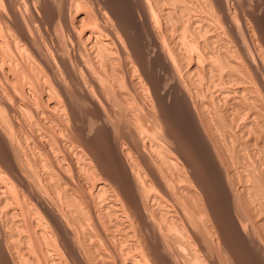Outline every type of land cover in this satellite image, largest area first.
Wrapping results in <instances>:
<instances>
[{
    "label": "bare ground",
    "instance_id": "bare-ground-1",
    "mask_svg": "<svg viewBox=\"0 0 264 264\" xmlns=\"http://www.w3.org/2000/svg\"><path fill=\"white\" fill-rule=\"evenodd\" d=\"M3 1H5L4 3L6 6L5 5L4 6L6 8H2L3 6H0V223L3 222V218L5 216H9L13 219L12 221L16 225V228L13 225L14 230L16 229L18 231V232L13 231L14 234L15 233L17 234V235L15 234V236H18L16 237L17 240H15V244L16 245L21 244V246L18 245L21 249L15 246L16 250L15 249L13 250L12 247L11 249L13 251H16L15 253H17V251L19 250L18 251L19 254H17L18 256L14 255L11 249H5L6 246L5 248L1 247V244L5 242V240L3 241L0 238L3 241L2 242L0 240V264H22L21 258L24 255H22L21 253H23V251H24L23 254L35 253L33 254L34 256L37 254L36 255L37 261L35 260L36 261L35 264H92L89 257H92L95 253L90 256V254L93 252L88 254L89 252L87 251V254L89 256L88 257L85 254L86 252L85 253L83 252L85 250L83 249L82 251V249L80 248L82 246L81 243L87 239H90V241L88 240L87 243L89 244V242H91L90 246L92 247H90L89 245L87 246H89L91 249H95L98 252H101L99 249L102 246H104L103 243L104 244L109 243L110 247L113 246L111 249L113 248L115 249L118 257H121L123 259L124 258L128 259L126 260V262H123L122 264H177V263L185 264L183 260L187 261L188 264H222V260H223L221 259L222 256L223 257L225 256L224 261L228 259L226 258L227 255L224 253L227 254L229 253L227 249H225L226 248L225 245L229 240H227L224 237L225 234H220L223 238L222 240H224V242H222V240L219 238L220 241L223 243L221 244L220 241L219 242L217 241L216 239L217 236L215 237V235L213 234L214 232L212 230L213 228L214 229L217 228V224H215L213 220L217 222L219 219V217L218 219L217 218L215 219L213 217L216 214L213 212L212 209L214 210L216 209L212 208L211 206L210 208L209 207L206 208L205 205V211L203 210V214L207 216H204L202 214V211L200 213L199 212L200 209H198L197 212L199 213H197L196 212L198 208L197 205L199 204L196 202L200 203V200L203 201L205 200L203 194L201 195V193L199 194V197L198 194L195 195L196 193H194V195H191L193 194L192 185L194 183L196 184V182L198 181L197 184L199 186L196 184L198 189V187L202 185L201 184L202 182L199 181L200 179L199 180L197 179L194 183L191 184L190 179L196 178L199 172L204 171L207 167L204 169L205 165L202 163V160L198 161V159H196L198 155L197 153L196 156H194L196 158L193 162H188V163L185 162V164H182L183 162L179 163L177 160L174 159V157L171 156L172 149L174 148L171 147L172 149L169 150L168 148L170 147L165 148L164 146V143L166 141L165 139L169 138L172 140L173 138L174 140L173 137L174 133H172L171 131L172 127L170 121L168 117L165 116L166 111H164L165 108L167 107V103H166L167 95L165 91L166 88L165 86L164 88H162L163 86L160 88L161 86L160 82L162 81H160L159 84H155L157 82L155 78L152 79L151 81V76L149 71H152V68H155V66H160L161 68H163V70L166 71V74L172 78V80L170 79L172 82L167 83V87H170L168 85L171 84L172 88L178 90L179 93L183 96L182 101L183 104L186 103V106L183 107L184 106L183 105L181 108L183 109L182 110L183 112H185L184 110L186 109V112L190 114L191 119L189 118L190 116H188V118L192 121L190 122V126L191 123L193 124L194 122V124L196 125L194 127H196V129H198L200 132L205 133V135H207V131L211 132L212 131L211 129L215 126L216 132L218 131L217 128H219V130L221 129V132L218 133V136L220 133L224 132L222 133V135H226L224 136L225 138L227 137L228 139L229 138L231 139V137H233L234 139L235 138L237 139V135L242 136V133L238 134L239 133L238 130L237 133L235 129L236 127L238 128V126H240L241 123L239 121L241 120V118L245 119L242 120L245 121L244 126L247 128V131L248 130L250 131L249 136L253 135L252 138L251 136L249 137L252 140L247 139V141L250 140L251 142H253L254 145L252 144L253 146L252 149L255 147V151L252 154L250 153V150L249 152L247 150L250 148L249 145L247 146V143L245 145L247 146L246 148L245 146H243L246 149V152L243 154L248 158V161L246 160H245L246 162L242 161L241 159L243 158L239 157L240 155L242 156L243 154L241 153L239 155L238 153H240V151L241 152L245 151V150H241L243 149L242 146H241L242 148L239 147V150L236 149L237 152L235 151L234 149L235 146L239 145V143H237L239 141V138L237 140L235 139L237 141L235 142L236 145L235 144H234L235 146L230 144L229 145L234 149L232 150L234 151L235 154L233 152L232 153L237 156L235 157L236 158L235 160L237 164L239 163V168L238 166L237 167L235 166L237 169L233 167L236 170L233 169L234 173L233 172L231 173L232 167L230 168L228 165V167L231 170L225 168L227 165L224 167V164L225 162L227 163V159H229V157L227 158L226 155L224 154L225 151L223 152V150L225 149L220 150L223 147H221L220 143H218L219 137H217L218 139H215L214 137V142L210 141L213 142L211 143L213 150H211V152L209 150V152L211 153L210 159H212V161L210 160V164L213 163V166L212 165L210 166H212L213 167L212 169H214L212 170V172L215 171L216 175H219L222 178V180L226 179L228 182L227 188L224 187L225 185L223 184H222L223 186L222 188L224 189L227 195L226 196L227 198L226 197L225 198L228 199V201L231 200L232 198L231 203H229L230 205H228L230 206L228 207L229 208L228 213H230V216L233 218L232 221L236 222L235 226L237 224L236 227H238V229L239 227L241 228L244 227L247 232L249 244H250V240L251 242L253 241V243L255 244L256 240L254 236H251L252 233L247 230L248 229L247 225H245L247 218H245V222H244V219L241 217V215L243 216L246 212L244 213L243 211H241V207L239 208V206H237V204H239L238 201L241 200L240 199L241 194L244 195L243 192L245 193L251 190L252 188H254V191L253 189L252 191L255 192L256 186L264 187V29H262L263 26L262 28L260 26L261 23L264 22L261 21L263 19L261 18L262 15L260 16L261 20L260 18L255 17L256 16L255 13L257 14V12L254 9L256 8L253 9L250 6V4H253L252 2H254V0H133V1L130 0L132 3L131 5H129L128 3L129 8L128 7L124 8V6H122L123 7L122 9H120L119 5L116 7L112 6L114 3L111 4L110 2H108V0H65L64 7L62 8L63 10L61 11L60 10L58 11V9L56 11L57 8L56 5L53 3L55 5L54 7V5L51 3L53 0H36V2L38 1L39 3L38 5L39 8H37V4L36 5L33 4V0H3ZM257 1L259 2L262 1L261 2L262 6H264L263 5L264 0H257ZM27 3L32 4V8L30 7L32 9L30 16L32 15L34 17L36 16V19L34 17H32L33 19H31V17L27 15L28 14L27 12L30 11V9H28L29 6ZM261 3H259V5ZM24 5L28 6L27 8H25L27 9L25 10L27 14L23 10L24 9L23 7H25ZM253 6L256 7L255 5ZM77 7L82 8V10L80 9L81 11L79 12L76 11L77 15L75 13L76 15L75 20H69L71 18L68 19L67 16L71 14L73 9ZM117 9L121 11V14H118ZM115 10L117 11V13L115 12ZM259 10L260 11L258 14H264V8H260ZM158 11L160 12V14H158L159 13ZM43 14L47 15V17L48 15H52L55 18V25L58 26L57 29L61 27L60 29L62 28L63 30L66 29L68 32L70 43H66L65 41H62L61 39L62 37L59 38L61 35L60 36L57 35L58 38H56V40L59 41L60 44H58V47L61 49V51H59L60 49H58V47L57 49L55 48V50L59 52L58 55H55L56 57L58 56L57 58L58 60L55 57H54L55 59L52 58L51 60L50 58L51 56L49 57V55L52 53L53 50L50 49L49 51H47L48 49L46 50L45 48L44 49L45 51L51 53L48 54L45 51L44 52L41 51L43 54L45 53L47 54L44 56L43 54H40L38 49L39 42L37 43L38 40L37 36L40 34V32L38 34L37 33L38 31L36 32L35 27L39 25L34 27L33 26L34 22L32 23L31 21L35 19L34 21L36 22L38 21L39 24L46 21L47 19L44 20L45 16ZM56 14H59V16H57ZM158 16L159 18L162 19L163 26H161L162 24L159 26ZM132 21H137L140 24L144 25L143 28L145 27L146 33L144 32L142 33H144L143 35L147 34L148 37L147 40L149 42L148 46L150 45V48L152 47L151 49L153 50V52L147 50V49L150 50V48L147 46V43L146 44L144 43L145 44L144 45L142 44L143 42L141 43L140 41L137 40L135 42L134 41L135 39L133 40L130 37L127 28L131 26ZM56 26L54 27L55 29ZM38 28L39 27H37V30H39ZM136 29L134 26L135 31H137ZM139 35L142 34L140 33ZM80 42H82L81 47H84L88 53L89 62H87L84 59L82 54L77 53L81 49H79L78 51L76 50L77 52L72 51L73 53H70L68 51L69 45L73 46L77 44V46L79 47L78 43ZM53 46L51 47L54 49ZM43 47L46 46L43 45ZM73 47L70 49L72 50ZM39 48L41 50V47ZM29 50L31 51L29 52ZM16 53H19V55L18 54L16 55ZM52 54L54 56V52ZM41 55H43L44 57ZM47 56L49 60L47 59ZM53 59L56 60V62L53 61ZM132 59L133 60L135 59L136 61L134 62L132 61ZM146 59L148 60V62L146 61ZM57 61H59L58 62L59 64L57 63ZM42 62L46 63L47 67L49 68L48 69L49 71H46L47 73L44 71L45 75L43 74L44 72L42 73V75H44L43 77H41L42 75L40 74V71L36 69L37 67L34 66V64L38 65V63L40 65ZM87 63H89V65ZM133 63L135 64L134 66L132 65ZM46 64H44V66H46ZM5 66L7 67L9 66L10 70H13L12 69L13 67L17 68L18 66H21L22 70L20 74L15 71L16 69L13 71L14 74H12V72H9L12 74V76L9 77L8 76L9 73L6 74L7 69L9 68H6ZM121 66L122 68L124 67L123 70L121 69ZM44 69L45 68H43V70ZM138 69L143 70V72L138 71L140 72V75H142L139 77L141 78L144 75V77H146V79L150 80V83H152L151 86L149 85V90L152 93V96H150L151 93L148 92L149 90L148 91L145 90L144 84L142 85V80H140L139 78L136 79L134 77L136 75L135 71ZM56 71L60 72L59 75L62 76L61 78L63 79V81L61 78H59L61 80L59 79L57 80L56 78L58 77L55 78L54 76L52 77V75H51L52 78L51 79L49 78L48 74L54 73L55 75ZM134 72L135 75L132 76ZM25 80L27 81L28 84L27 90L24 89L26 86L22 88V85L25 83L24 82ZM64 82H66V84ZM146 82L148 81L146 80ZM19 83L22 84L21 87ZM150 83L148 82V84ZM156 85L157 87L158 85L160 86L157 88ZM68 86H72L73 90L76 88L81 89V91L83 92V94L80 92V94L83 95V97L81 98V102H86L89 105L88 109L91 107L90 109L91 111L86 110V112L88 111V114H86V116L88 115V118L86 117L87 118L86 121L89 120L88 125L86 122H84V125L86 123V126L81 125L83 122H80L81 124H78L79 121L77 122L78 118L77 116H75V110L72 109L73 102H75L74 100L75 97L72 98L71 93H69L70 94L69 96L67 92ZM129 86L132 87V89L133 87L134 89L135 87L136 88L139 87L141 92H142V87L144 86L143 88L145 91L143 92L150 94L149 96L152 97L153 105L151 104L152 106L149 107L150 105L149 103H148L149 105L147 103L146 105L144 101H141V99H139L141 102H143V104H141L140 101L137 99L139 98L140 95L139 96L136 95L137 98L134 95V92L136 94L137 90L135 89L136 91L134 90L133 92L131 91L132 89L129 90ZM17 90H19L20 93L22 92V94L24 93L23 95H26L25 91L29 93L32 92L36 93L35 95H38L39 92L42 91L45 93L46 96H48L47 97L48 104L46 103L47 111H44L42 113L43 118L45 117V119H50L52 120L53 123V119L55 120L56 116L61 115L59 117L60 118L62 117L61 120L56 118L58 119V121L59 120L61 121L62 126L57 127V125L59 126L60 121L59 123L56 122L57 128L54 127L56 128L54 129V131L52 125H54L55 123L53 124L51 123L52 125L50 124V127L48 125L47 126L43 125V122L45 123L46 121H43L41 123V125L44 126L46 130L48 129L47 131L48 133L50 132L51 129L53 133H55L53 135L51 134V132L50 134H48L46 131H44V133L48 134V135L46 134L47 136L57 135L58 137L61 136V133L58 131L62 132V140L61 138L58 137L59 138L58 141L60 140L59 143L56 142L57 138L54 140L55 137L54 138L52 137L51 139L49 136L46 139L47 143L51 142V144L53 145V146L50 145L51 146L50 150L52 151L51 154L54 152L53 158L54 159L56 158L55 160H58L59 163L61 162V164L67 163L66 161L75 164L73 162H75L76 160L73 161V158L71 157V156L73 157L75 156L78 162L80 161L77 167L78 169L80 168L79 172L86 173V177L85 176L84 177L85 180L87 181L89 180L88 184L90 183V180H92L91 189L93 188L94 192L96 193V196L98 195V197H100L99 198L100 200L98 199V197H95L101 203L100 205L95 201L94 198V201L99 205V207H97V204H95L94 202L96 207L99 209L101 206V208L98 211L99 215L98 216L93 215V216H95V218L100 216L101 218L103 217V219L104 216L106 218L105 214H107L108 216L110 215L109 218L112 217V215L114 216V218L112 217L111 220L113 219L115 220L113 222H111L110 220L111 223L108 222L109 219L108 220L104 219V221L103 219H101L103 222L98 221L99 220L98 219L97 220L98 226H96L95 229L96 231L92 230L94 232H89L92 228L89 227L90 230L89 231L86 230V226L83 225V222L85 221L88 222V220L85 219H88L97 210L91 207V203H93L91 202L92 200L88 201L90 205H88V203H87V207L85 205L86 208L84 207V209L82 210V216L80 218L81 223H79L83 225V230L82 229L81 230L83 233H85V234L82 233L83 235L81 234L83 237L85 235L84 240L82 242H79L81 246L78 243H76L77 242L76 239L78 237L76 238L74 234L75 231L73 233L72 230L73 227L75 226L74 228H76L77 225L74 224L73 227L71 228L72 225L67 216V213H65L64 210L62 209L66 205H64L62 208L58 205V203L59 204L61 203V199H63L61 197L63 196L60 197L57 194V193L59 194L63 193L65 197L68 195L67 198H69L70 195L73 194V190H74L73 188L78 184L72 181L73 180L72 176H74L76 172L74 171L75 172L74 174H71L70 171L69 173L67 172L69 175L70 174L72 175V176L70 175L72 178H69L70 176L67 178L64 177L66 175L68 176V174H64V172H63L64 176L61 177L60 175L61 173L59 174L55 170L57 172L56 175V172L55 173L51 172L53 171V169L51 168H50L51 171H48L49 169H47V172L44 171L45 175L44 177H42L43 179L41 177H38L40 175L37 174L40 173L37 172V174H35L36 173L35 171H37L36 169L37 167L35 168L32 165L33 162L30 161L32 163L31 164L27 160H28V156H30L29 154H32V151L36 152L38 150L37 149L34 150L30 148L31 153L28 154L27 152H25L24 151L25 148L28 149V147L30 146L29 143L31 139L28 140L29 139L28 138L25 141V143H28L27 141H29L28 143L29 146L27 144L26 147L23 146L22 142L24 140H21L23 137V132L19 130L20 128L19 129L17 128L18 130H14V128L16 127L13 126L14 122H12V119L16 118V117L14 118L15 115L13 114H12L13 116L10 115L13 118L10 119L11 122L9 121V117H10L8 115L9 111L11 114V111H14L17 108H20L22 110L21 108V106H23L22 104H19L17 106L15 105L17 101L16 96L18 95ZM70 91H72L71 87H70ZM15 92L17 95H15ZM76 92H78L77 94H79L78 89H76ZM22 94L19 96L22 97L23 96ZM77 94L75 95L77 96ZM39 96L41 95H38V98ZM12 97L13 98L16 97L15 104L14 101L12 104L11 101ZM24 97L25 96H23V98ZM29 97L26 101L30 104V102L28 101ZM177 98L178 97L176 95V99ZM45 100H42V102ZM135 100H138L140 104L138 102L137 104H135ZM37 101L39 102L40 100L38 99ZM77 102H79V100H77ZM81 102H79L78 104H80ZM23 104L27 105L26 102ZM29 104L28 107L30 109ZM222 104L224 105L222 106ZM46 105L42 106V108L43 107L46 108ZM80 106H83V104L82 105L80 104ZM24 107L27 108V106ZM35 107L36 106H34V108ZM59 108L61 109V112L58 114L56 110H59ZM83 109L86 108L84 107ZM19 111L17 110V112ZM26 111L28 112V110ZM35 111L38 112L36 108L34 109V112ZM25 112L23 110L22 113ZM56 113L58 115H56ZM42 115H39V113L35 114V116L33 115L34 118H37L38 116V119L37 120L35 119L37 123L38 121H41L39 120V116L42 118ZM122 115L123 118L125 117V120L122 119ZM230 115L232 117H230ZM26 117L28 118L29 115L25 116V118ZM25 118L24 119L20 118V119L25 120L26 122ZM189 119L188 121H190ZM31 120L32 119H30L29 122ZM17 123H15L17 127L18 126L20 127V124H23L22 122L19 123V125ZM24 127H26V125ZM34 128L37 129V127ZM26 129L27 127L23 129V131L25 130L26 132ZM28 129L27 131L31 130ZM129 130L131 132L130 134L128 132ZM36 131L38 133L41 132L38 130ZM92 131L94 134L92 133ZM118 131L120 137L119 139L114 136V134L116 132L118 133ZM42 132L41 134L38 135H42ZM56 132L60 134L58 133L56 134ZM213 132L215 133V131ZM63 133L65 135H63ZM99 133H102V137H105L104 139L109 138L110 140L111 137L113 139L116 138V140L113 141L112 147L111 145L109 146L110 144L109 141H106L109 143L107 144L110 149L109 152L111 153V150H115L114 151L116 153V155L114 154L115 159L108 160V158H106L107 160L104 162L102 160H95L96 157L94 158V161L93 158L92 159L90 158V156L87 157L88 155H90L89 153L92 151L91 150L92 147L90 146L91 147L90 148L89 144L93 146V143L97 140L96 138L95 140L94 137H97ZM190 133H192L193 135V132H190L189 130V136L191 135ZM28 134L29 136L31 135V133ZM245 134L247 135L246 131ZM32 135H34V133ZM182 135L184 136V134ZM186 135H188V133ZM26 136L27 135H24V137ZM33 137H32V141H33ZM39 137L37 138L34 137V139H39ZM128 137L130 138V140L128 139V143L130 144L131 142L135 143V144H131L132 148L135 147L134 145H136L137 147H141L137 149L138 151L135 149V152L137 151V154L139 155L132 156L131 155L132 152L130 153L131 148L126 147L127 148L126 149L124 147V143L123 145L121 144L120 140L121 139L123 140V138L126 139ZM220 137H222L221 140H223V136ZM243 137L242 139L240 138V140H244ZM246 137L248 138V136ZM212 138L213 137H211L210 139ZM207 139L206 142L208 143ZM41 140L43 141V139ZM41 140L38 141L41 142ZM162 140L165 141L163 142ZM230 141L231 144L234 143V141L232 142V139L229 140V142ZM247 141L245 140V142ZM149 142L151 144V146L150 145L149 146L154 148L153 151L150 148V151L151 153L155 152L157 158H152L153 156H151L149 157L151 159H145V157L148 158V156L145 155L144 157V152L147 150L144 148L146 144ZM169 142L171 141L169 140ZM174 142H176V140H174ZM222 142H224V140ZM42 143H38L37 145H40ZM217 143L220 145L221 147L220 149ZM221 144H223V146L225 147L224 145L225 143H221ZM107 145H105L106 148ZM229 145L228 148L231 151ZM22 146L24 147V149ZM39 147H41V145ZM34 148H36V146H34ZM43 148H47V147H43ZM228 148H226L227 153H231L228 152L229 151ZM252 149L251 151H253ZM42 151L44 150L42 149ZM42 151L41 153H43ZM45 151L50 153L47 149ZM132 151L134 152L133 149ZM147 152L145 154H148ZM26 153L28 154V156L26 155ZM38 153L40 152H37V154ZM46 155L50 156V154H46ZM252 155L256 159L253 158ZM233 157H234L233 155L232 157H230L231 161ZM251 158L255 160H252ZM97 159H99V157ZM46 161L47 159L43 158V161L41 160L40 162H42L44 166L48 165L51 167V165L45 163ZM48 161L53 162L50 160ZM36 162H35L36 164H41L38 163L39 160ZM233 162L235 163L234 160ZM104 163H107L106 165L110 164L112 165V167L114 165L115 168H116L115 165H117L118 167L117 169H113L114 170L113 173H108L109 171L106 172L107 170H105L106 166L104 165ZM229 163L230 162L228 160L227 164ZM241 164L244 165V166L242 165L244 169H242ZM67 165L70 166V164L68 163ZM164 165L166 166L164 167ZM169 165H170L169 171L171 170L172 173L175 171V173L178 174L177 177L175 176L176 174L175 175L171 174L172 178L175 176L177 181L179 178L180 181L178 184L179 187L176 186L178 188L177 191L175 188L173 190L172 187L176 185L178 182L176 184L174 183V185L171 187L173 182H171L169 179L166 178L171 173V172L169 173L167 169L168 168L167 166ZM32 166L34 168H32ZM40 166H38V168ZM69 166L63 165L64 168L66 167L69 168ZM163 167L164 169L167 167L166 172L168 171L169 174L167 175L166 173L164 174L163 172L164 169H162ZM42 168L43 170L45 169L44 167ZM60 168H62V166ZM60 168L58 167L59 170L58 169L57 170L60 171ZM109 168L111 167L109 166ZM67 170H65V173ZM98 170L101 171L100 175L103 176L96 178L98 174L95 177L94 175H96L95 173H97ZM26 173L29 174L30 176L32 175L34 179L36 178L35 183H33V181L30 180L32 176L30 179H28L30 176L28 175L26 176ZM209 173H211V169L209 170ZM235 174L237 176L235 177V179L238 178V184L236 182V185L241 184V187L239 186L240 189H238V187L235 188V183H234L235 179L233 177L235 176ZM55 175L56 177L57 176L61 177V179L59 180L57 178L59 181L54 180ZM171 175L169 176L170 179H172ZM211 175L210 177L212 178L213 174ZM216 177L218 178V176ZM79 178L81 179V176ZM44 180H47V183L49 182L48 184L50 185L51 190L53 189L54 192L57 191L55 194H57L58 196L55 195L54 196L57 197V199L58 197L60 198L58 199L60 200L59 202H56L53 198H51L52 197L51 194H50L51 197L50 195H48L49 191H51L49 188H48L49 189L48 192L46 191L48 189L45 188V186H44L45 189L43 188ZM69 180L70 182L72 181L75 184L73 188L72 186H70L71 183L69 182ZM77 180L79 181V179L76 178V181ZM201 180L205 182L204 179ZM182 181L184 182L186 181V183H184L183 185L180 184L183 183ZM223 182L225 183V181ZM33 184H36L35 186L38 185L37 186L38 190L32 189ZM85 184H87V182ZM82 187H84V185ZM261 188L262 187H260V189ZM81 190L83 189L81 188ZM81 190L79 185V192H80L79 194H81V198H82L83 195L81 193ZM93 190L91 191L93 192ZM238 190L241 191L240 192L241 194L239 195L240 197L239 200L237 199ZM258 190L259 189H257V191ZM77 191L78 190H76V192ZM91 191L89 193L92 195ZM252 191H250L251 196L253 195ZM44 192H46L45 197L42 196L44 195ZM260 192H262V190ZM76 194H77L76 196H79L78 193ZM88 194H87V199L89 198L90 200V195ZM250 194H248V196ZM256 194L254 196H256ZM263 194L264 193L262 192V197ZM178 195L179 196L182 195V199L184 198V201L182 200L184 204L179 200V198L181 197H179ZM184 195L186 196V198H188V196L191 197L186 199L187 201L191 199L196 203L195 205L194 202L192 201L191 207L194 208L197 207V208H195V211L193 209H191V211H194V213L196 212V214L198 215L200 214L199 216H197L198 218L200 216L202 217V215L205 218L208 217V220L210 222L207 220V223L208 222L211 223L210 226L207 223H204L203 225V222L202 223L200 222L202 224V225L200 224V227L202 226V233L198 229L199 228L198 224H197L198 230L196 229L195 227L196 223L194 222L195 219L196 221L198 220L200 221V219L195 218L196 216L195 215L193 220L195 224H192L193 222L191 219L193 218H191L192 216L190 215H194V214L186 213V211L189 212V210L187 209L190 208L185 209L186 207L184 206L187 205L188 207V205L191 202L188 203L189 202L188 201L186 204L185 197H183ZM258 195L260 196L261 193L260 194L258 193ZM30 196H34L35 198L34 201H36L37 204L34 207H38V208H32L31 205L33 203L31 204V202H29L30 198H28ZM46 196L49 198H46ZM248 196L247 197L245 196V198H248ZM253 197H250L249 200H251V198L253 199ZM71 198L68 199V201L69 200L71 201L72 200ZM81 198L80 199L75 198L71 201V203H74V205L76 203L81 204V202L83 201ZM173 198L175 200L177 199L176 202L180 201L179 204L175 202L176 206L178 205V207H184L185 209L184 211L186 215L183 213L184 212L183 210H178L180 208L176 209L177 208L176 207L174 210H172L173 208L172 209L169 208L173 206L169 208L166 207L167 204H165L164 201L167 200L169 202L170 201L174 202V200H172ZM255 198L257 199V197ZM242 200L244 201L245 199ZM243 201L240 202L241 205L247 206L248 203L243 204L242 203ZM245 201L247 202L248 200ZM252 201L253 200L249 202V205L252 203ZM259 202L263 203V200L261 201L259 200ZM69 203L70 202H68V204ZM71 203L69 205H71ZM203 203L201 202L200 204ZM262 203H260L262 206L261 209L264 206L262 205ZM180 204L183 205L181 206ZM256 204L254 201V205L251 206L257 207L255 206ZM70 208L71 207H69V209ZM75 208H77V206L76 207L74 206V210H72L73 208H71L70 210L76 211ZM199 208L202 207L200 206ZM246 208L247 207L245 208L243 207L242 210L245 211ZM202 209H204V207ZM247 209H249V207ZM251 209L252 208H250V210ZM256 209H258V211L254 213H252L253 211L248 212V215H250L249 213H251L250 217H252V214L255 215V213L257 215V212L259 213L260 210V205ZM180 212H182V214ZM240 212L244 214L240 215ZM77 213L78 212L76 213L73 212L74 215H76ZM43 214L47 216V220H45L44 217L42 218V216H44ZM158 214L160 216L161 214H163L162 216H165L164 221L163 219H160L161 222L157 221L156 216H158ZM246 214L245 217L247 216ZM87 215L90 216L87 218L86 217ZM188 215H189L188 218H191L190 220L192 223L188 218H186V216ZM254 215L253 217H257ZM260 215L261 216L258 217L257 219L254 218L252 220V218H250L251 219L250 222L257 221L254 222L253 225L256 224L260 227L263 226L264 229V210L263 212H261ZM160 216L157 217L158 220ZM222 216L220 218H222ZM9 217L7 218L9 219ZM72 218L77 220L79 219L78 216H76V218L75 216ZM95 218L94 220L96 221L97 218L96 219ZM8 219L6 223L9 226L10 220ZM202 219L204 221L203 217L201 218V221ZM226 219L225 221H227ZM75 221L74 223L76 224L79 222V220L76 222ZM105 221L108 222V225L106 224ZM221 223L218 225L221 226L220 229L221 231H223L224 225H221ZM206 224L207 226L205 227ZM3 225L4 224H2V226ZM248 226H250V224ZM8 228L10 229V226ZM8 228L6 229L9 230ZM244 228L241 232L242 234H244L243 236L245 237L246 234L244 232ZM259 228H258L259 231L258 233H260L261 231V228L260 229ZM217 229L218 231H220L219 228ZM9 231H7L5 235L7 238H10L11 243H14V241H12L11 239L14 238V236L10 233L8 234ZM214 231L217 232L216 229ZM248 232H250L251 235ZM262 233L264 234V232H261L260 234ZM261 237L259 239L262 240ZM19 240L21 241V243L19 242L16 243V241ZM115 241L120 243V247L119 244L116 245V247H119L118 249L115 247V244H117L114 243ZM263 242L264 241L262 242L258 241L257 248L260 246L262 247V245L264 244ZM11 243L8 245L9 247L13 245ZM2 246H4V243L2 244ZM255 247L256 246H254V248ZM90 248L89 251L91 250ZM262 251L263 250L261 249V252ZM98 252L96 253L97 256L99 254ZM101 253L103 254V256L101 254H99V256L100 255L102 256L103 259V260L101 259L102 262L104 264L107 263L111 264L110 260H108L109 259L107 256L108 253L104 251H102ZM97 256L94 259H96ZM262 257L264 258V254L262 255ZM98 259L96 263L98 262ZM24 261L27 260L24 259ZM29 261L25 262V264L26 263L28 264L30 262L32 264L33 260L30 262ZM114 263L116 264V262Z\"/></svg>",
    "mask_w": 264,
    "mask_h": 264
},
{
    "label": "rangeland",
    "instance_id": "rangeland-1",
    "mask_svg": "<svg viewBox=\"0 0 264 264\" xmlns=\"http://www.w3.org/2000/svg\"><path fill=\"white\" fill-rule=\"evenodd\" d=\"M64 1H65V0H62V1H61V0H58V1L55 0V2H54V0H53L51 3H52V4L54 3V4L56 5V7H57V8H56V11H57V9H58V11H59V10L61 11V10H63L62 8L64 7V3H65ZM132 1H133V0H132ZM2 2H3V5H2ZM4 2H5V1L0 0V6H3L2 8H6V7H5L6 5H5ZM108 2H110L111 4L114 3L115 5L113 4L112 6H115V7L119 5V6H120V9L123 8L122 6H124V8H127V7L129 8L128 3H129V5H131V3H132L130 0H129V1H128V0H108ZM261 2H262V1L259 2V1H257V0H254V2H252L253 4H250V6H251L253 9L256 8V9H254V10H256V12H257V14L255 13V15H256L255 17H256V18H260V16L262 15L261 18L264 19V14H258L259 11H260L259 9H260V8H264V6H262V3H261ZM254 3H255V4H254ZM259 3H261L260 5H261L262 7L259 5ZM27 4H28V6H29L28 9H30V11L28 10L29 12H27L28 14H27L26 11H25V10H27V9H25V8H27L28 6H25V5H24L25 7H23V8H24L23 10L25 11V13H26L27 15L30 16V13H31V11H32V9H31V8H32V4H30V3H27ZM33 4H35V5L37 4V8H39V6H38L39 3H38V1L36 2V0H35V3H34V0H33ZM54 4H53V5H54ZM111 4H110V5H111ZM4 5H5V6H4ZM55 5H54V7H55ZM58 5H59V6H58ZM253 5H255L256 7H254ZM263 5H264V2H263ZM30 7H31V8H30ZM77 9H78V10H77ZM80 9L82 10V8H80V7H79V8L77 7V8H75V9H73V11L71 12V14H69V15L67 16L68 19L71 18V19H69V20H75L76 15H77V12H76V11L79 12V11H81ZM5 10H6V9H5ZM117 10H118V14H121V11H120L119 9H117ZM115 12L117 13L116 10H115ZM158 12H159V11H158ZM56 13H57V12H56ZM75 13H76V15H75ZM158 14H160V12H159ZM43 15L45 16V17H44V20H45V19H47V20L44 21V22H42V23H40V24H39L38 21H37L38 23H37L36 21H34V20L36 19V16H35V17H34L33 15L30 16L31 19H33L32 17L35 18L33 21H31V19H30V21H31L32 23L34 22V25H33V26L35 27V26L39 25V26H37V27H39V28H38L39 30H37V27H35V28H36V32L38 31V32H37L38 34H39V32H40L39 35L36 33V34L39 36V37L37 36V39H38V40H37V43L39 42V43H38L39 46H38V45H37V46H38V49H39L40 54H43L42 52L45 51V50H44L45 48H46V50L48 49L47 51H49L50 49L53 50L52 53L54 52V56H53V54H52L51 52H49V53H48L47 51H45V52H47L48 54H50V53L52 54V55H51V54L49 55V57L51 56V57H50L51 60H52V58H54V57L57 59L58 56L56 57L55 55H58L59 52H57V51L55 50V48L57 49L58 44H60V43H59L58 40H56V38H58V36L61 35L59 38L62 37V38H61L62 41H65L66 43H70V41H69V37H68V32H67L66 29H64V30H63V28L60 29L61 27L59 28L61 31H60L59 29H57L58 26L55 25V18H54L52 15H48V17H47V15H45V14H43ZM56 15L59 16V14H56ZM71 15H72V16H71ZM257 15H259V16H257ZM57 16H56V17H57ZM70 16H71V17H70ZM46 17H47V18H46ZM130 17H131V16H130ZM261 18H260V20H261ZM53 19H54V20H53ZM263 19L261 20L262 22H264ZM48 20H49V21H48ZM158 20H159V22H158V23H159V26H160L161 24H162L161 26H163V21H162L161 18H159V16H158ZM248 20H250V19H248ZM47 21H48V22H47ZM261 21H260V22H261ZM161 22H162V23H161ZM48 23H49V24H48ZM249 23H250V22H249ZM43 24H44V26H43ZM55 26H56V29H57V30L54 28ZM132 26H133V27H132ZM134 26H135V29L137 28V29H136L137 31L134 30ZM138 26H139V27H138ZM141 26H142V27H141ZM143 26H144L143 24H140V23L137 22V21H132V22H131V26H130L131 28H130V27L127 28V29H128L127 31H129L128 33H129L130 37H131L133 40L135 39V40H134L135 42H136V40H137V41H140L141 43L143 42L142 44H144V43L146 44V43H147V46H148V44H149V42H148V40H147L148 37H147V34H145L146 37H145V35H143L144 33H146V29H145V27L143 28ZM260 26H261V28H262V26H263L262 29H264V23H261ZM40 28H41V29H40ZM132 28H133V29H132ZM141 28H142V29H141ZM53 29H54V30H53ZM131 29H132V30H131ZM144 29H145V30H144ZM45 30H46V31H45ZM130 30H131V31H130ZM138 30H139V31L142 30V31L139 32ZM55 31H56L57 34L55 33ZM63 31H64V33H63ZM66 32H67V33H66ZM135 32H136L137 34H136ZM142 32H144V33H142ZM59 33H60V34H59ZM140 33H141L142 35H139ZM162 34H163V33H162ZM42 35H43V36H42ZM57 35H58V36H57ZM134 35H135V36H134ZM137 35H138V36H137ZM141 36H142V37H141ZM52 37H54V38H52ZM67 37H68V38H67ZM139 37H141V38H139ZM66 38H67V39H66ZM137 38H139L140 40L137 39ZM123 39H124V38H123ZM141 39H142V40H141ZM41 40H42V41H41ZM53 42H54V43H53ZM56 42H57V43H56ZM52 43H53V44H52ZM78 44H79V47H80V48L77 46V44H76V45H73L75 48H74L73 46H71V45L68 44L69 46H71V47L68 46V51H69L70 53H73L72 51H76V50L78 51L79 49H81V50H79V51H82V52H79V51H78V52L76 51V52L82 54L83 57H84V59H85L87 62H89V61H88V60H89V57H88V53H87L86 49H85L84 47H81V46H82V42H80V43H78ZM145 44H144V45H145ZM41 45H42V46H41ZM43 45L46 46V47H43ZM53 45H54V46H53ZM55 45H56V46H55ZM51 46H53L54 49H53ZM39 47H41V50H40ZM49 47H50V48H49ZM72 47H73V49L71 50L70 48H72ZM148 47L150 48V45H149ZM76 48H78V49H76ZM151 48H152V47H151ZM151 48H150V50H149V49H147V50L150 51V52H151V51L153 52V50H152ZM58 49H60V48L58 47ZM84 49H85V50H84ZM54 50H55L56 52H55ZM70 50H71V51H70ZM30 51H31V50H29V52H30ZM41 51H42V52H41ZM59 51H61V49H60ZM85 51H86V52H85ZM56 53H57V54H56ZM77 53H76V54H77ZM17 54L19 55V53H16V55H17ZM152 54H153V53H152ZM43 55L45 56V55H47V54L45 53V54H43ZM43 55H41V56H43ZM44 56H43V57H44ZM16 57H18V56H16ZM55 58H54V59H55ZM45 59H46V57H45ZM47 59L49 60L48 56H47ZM54 59H53V61L56 62V60H54ZM57 60H58V59H57ZM132 61L135 62L136 60H135V59H134V60L132 59ZM146 61L148 62L147 59H146ZM58 62H59V61H57V63H58ZM42 63H44V62H42ZM42 63H41L40 65H39V63H38V65H37V64H34V66L37 67V68H36V67H35V68L38 69V71H40V74H41V75H42V73H43L44 71H45V72H46V71H49V70H48L49 68L47 67V64L44 63V64H46V66H44V64H42ZM57 63H55V64H57ZM50 64H51V63H50ZM58 64H59V63H58ZM87 64L89 65V63H87ZM132 65L134 66L135 64L133 63ZM5 67H6V68H9V66H8V67L5 66ZM19 67H20V68H19ZM38 67H39L41 70H40ZM17 68H18V71H17ZM17 68L13 67V68H12L13 70H10V68L7 69V73H6V74H8L9 72H12V74H14L13 71H14L15 69H16L15 71L18 72V73L20 74L22 68H21V66H18ZM43 68H45V69L43 70ZM123 68H124V67H123ZM123 68H122V66H121V69H122V70H123ZM157 68H158V69H157ZM19 70H20V71H19ZM154 70H155V71H154ZM159 70H160V72H159ZM124 71H125V70H124ZM134 71H135V70H134ZM138 71L143 72L142 69H140V70L138 69V70L135 71V72H136V75H135V72H134V74H133L132 76L135 75L134 77H135L136 79L139 78L140 80H142V85L144 84V86H145V90L148 91V90H149V85L151 86L152 83H150V80L146 79V77H144V75H143V77H141V78H143V79H141L139 76H142V75H140V72H138ZM157 71H158V73H157ZM163 71H164L163 68H161L160 66H155V68H152V71H149V72H150V76H151V81H152V79H154V78H155L156 81H157L155 84H159V82L162 81V82H160V83H161V84H160L161 86L158 85V87L160 86V88H161V87L163 86L162 88H164V86H165V88H166L165 91H166V95H167V97H166L167 107H166L165 110H164V111H166V113H165V112H164V113H165V116L168 117V119H169V121H170V124H171V127H172V130H171V131H172V133H174V134H173V137H174V140H176V142H174L173 138H172V140L168 138V139H165L166 141H165V140H162V141H163V142L165 141V143H164L165 148L170 147V148H168L169 150H171L172 148H174V149L176 150V151H175L174 149H172L171 156L174 157V159L177 160L179 163H182V162H183L182 164H185V162H186V163H188V162H193V161L195 160V158H196V157H194V156H196V153H197L198 155H197V158H196V159H198V161L202 160V163L205 165V166H204V169L207 167L205 170L203 169L204 171L199 172V174L196 176V178H194V179L191 178V179H190V180H191V181H190L191 184L194 183L197 179H198V180L200 179L199 181L202 182V183H201L202 185L200 186L201 188L198 187V189H197V186H196V184H197L198 181L196 182V184L194 183L195 185H194V184L192 185V186H193V194H191V195H194V193H196L195 195L198 194V197H199V194L201 193V195L203 194V197H204V200H205V201L200 200V203H201V202H202V203L204 202L205 204H204V203H203V204H200L199 202H196V203L199 204V205H197L198 208L195 207V208H197L196 212L198 211V209H200L199 212L201 213V211H202V214H203V210L205 211V205H206V208H207V207L210 208V206H211L212 208H215V209H216V210H214V209L211 208V209L213 210V212L217 215V216L215 215V216H213V217H214L215 219H216V218L218 219V217H219V219H220V220L218 219L217 222H216L215 220H213V222H215V224H217V228L220 229L221 226H219L218 224H220L221 221H222L221 225H224V226H223V229H224L223 231H221V229H220V231H218V229L215 228L219 234H218L216 231H214V230H215L214 228L212 229L213 232H214L213 234L215 235V237L217 236L216 239H217L218 242L220 241V239H221V240L223 239L222 236H221L220 234H225L224 237H225L227 240H229L228 242L226 241L227 244L225 243V244H226V245H225V247H226L225 249H227V251H228L229 253H228V254H227V253H224V254H226L227 256L229 255L228 257L226 256V258H228L229 260L226 259V260L224 261V257H225V256H224V257L222 256V258H221V259H223V260H222V264H231V263H232V264H241V263H242V264H264V258L262 257V255L264 254V244H263L264 242L262 243V244H263L262 247L260 246V247L257 248V242H258V241H261V242L264 241V234H263V233L260 234L261 232H264V231H263L264 229H263V226L260 227V226H258V225H256V224L253 225V223H254V222H257V221H253V222L251 221V222H250V220H251L250 218H252V220H253L254 218L257 219L258 217L261 216L260 214H261V212H263V210H264V209H263L264 206H263V208L261 209L262 206H261L260 203H262V202H259V200H260V201L263 200L262 205H264V194H263V197H262V192L264 193V191H263L264 187H263V186H256L257 188L255 187L256 191H257V189H259L257 192H258L259 194L261 193L260 196L258 195V193H257L256 191L253 192V191H254V188H252L253 191H252V189H251V190L247 191L248 193L245 192V193H247V194H245V193L243 192V194L247 197L248 194H250V191H252V194H253V195L251 196V194H250V195L248 196V198H245V196L242 195V194L240 193V192H241L240 190H238L239 193H238V191H237V199H238V200H239V198H240L239 195L241 194V198H240L241 200L238 201L239 204H237V206H239V208L241 207V211H243L244 213H245V212L247 213V214L245 213V214L247 215L246 217H245V214L242 213V212H240V215H241V214H244L243 216L241 215V217L244 219V222H245V218H247V219H246V224H245V225H247V228H248L247 230L250 231V232L252 233V235H251L250 232H248V233H249L251 236H254V238H255V240H256V242L254 241L255 244L253 243V241L251 242V240H250V244H249V240H248V236H247L246 229L243 227V228H244V232H245V234H246V236L244 237V236H243L244 234H242V232H241V231L243 230V228L239 227V229H238V227H236L237 224H236V226H235V223H236V222H235V221H234V222L232 221L233 218L230 216V213H228V210H229L228 207H230V206H228V205H230L229 203H231L232 198H231V200L228 201V199H226V198H227V197H226V196H227V195H226V192H225L224 189L222 188V187H223L222 184L225 185L224 187L227 188V186H228V182H227L226 179L222 180V178H221L219 175H216V174H215V171L212 172V170H214V169H212V168H213V167H212V166H213V163L210 164V160L212 161V159H210V158H211V157H210V156H211V153H210V152H211V150H213V147H212V144H211V143L214 142V137H215V139H218L217 137H219L220 142H219V139H218V143H220L221 147H223V148H221L220 145L217 143V144H218V147H219V149L221 148L220 150L225 149V150H223V152L225 151L226 153H227V149H226V148H228V145L230 144V145L235 146V145H236L235 142H237L236 140H237L238 138H239V141H238L237 143H239V145H236L235 148H234L236 152H237V150H239V147H241V146H242V147L245 146L246 143H247V146L249 145V147L252 149V147H253V146H252L253 142H251L250 140H252L251 138L253 137V135H252V136L250 135L251 138H249V137H250V136H249V134H250L249 132H250V131H249V130L247 131V128L244 126V122H245V121H243V120H245V119L241 118V120L239 121V122L241 123L240 126H238V128L236 127V129H235L236 132H237V130H238V132H239V133L237 132L238 134H241V133H242V136H241V135H240V136L237 135V139L235 138L236 140H235L233 137H231L232 142L234 141L233 144H231V141L229 142V140H231L230 138H229V139H228L227 137L225 138L224 136H226V135H222V133H224V132L220 133L221 135L219 134V136H218V133L221 132V129L219 130V128H217L218 131L216 132V127H215V126L211 129L212 131L210 130L211 132L207 131V135H209V136L205 135V133L200 132L198 129H196V127H194V126H196V125L194 124V122H193V124L191 123V126H190V122H192V121L190 120V119H191V116H190L189 113L186 112V109H185V108H184V109H185L184 111H185L186 113L183 112V111H182L183 109L181 108L183 105H184L183 107L186 106V103L183 104V101H182V97H183V96L179 93L178 90L172 88L171 84L168 85V86H170V87H167V83L172 82V81H171L172 78L166 74V71H164V72H163ZM45 72L43 73L44 75H45ZM18 73H15V74H18ZM46 73H47V72H46ZM57 73H58V74H57ZM132 73H133V72H132ZM163 73H164V75H163ZM12 74L9 73L8 76L11 77ZM59 74H60V72H59V71H58V72L56 71V72H55V75H54V73H53V74L50 73V74H48V75H49V78H50V79L54 76L55 78L58 77V78H56V79L58 80L59 78L62 77V76L59 75ZM137 74H138V75H137ZM142 74H144V73H142ZM44 75H42L41 77H43ZM51 75H52V77H51ZM59 76H60V77H59ZM134 77H133V78H134ZM157 77H158V79H157ZM55 78H54V79H55ZM164 78H165V79H164ZM61 79H62V78H61ZM61 79H59V80H61ZM166 79H167V80H166ZM170 79H171V80H170ZM146 80H147L150 84H148V82H146ZM158 80H159V81H158ZM169 80H170V81H169ZM20 81H21V80H20ZM62 81H63V79H62ZM21 82H22V81H21ZM24 82H25V83H24ZM24 82H23V83H24L23 85H22L21 83H19V84H20V87H21V85H22V88L26 86L24 89L27 90V89H28V87H27V85H28V84H27V81L25 80ZM144 82H145V83H144ZM64 83L66 84V82H64ZM164 84H165V85H164ZM189 84H190V83H189ZM190 85H191V84H190ZM144 86H143V87H144ZM146 86H147V87H146ZM70 87H71V90H72L73 92L70 91ZM143 87H142V92L145 91ZM156 87H157V85H156ZM158 87H157V88H158ZM190 87H191V86H190ZM137 88H138V89H137ZM137 88L135 87V89H136L137 91H139V92H137V91L134 89V87H133V89H132V87L129 86V90L132 89L131 91H133V92H134V90L136 91V94H135V92H134V95H135L136 98H137V96H139V95H140V96H141V95H144V96H141V97L139 96V98H137L138 100L141 99V101H144L145 104H146V103H147V104L149 103L150 105H149V104H148V105H149V107H151V106L153 105V104H152L153 102H152V97H150V96H152V93L150 92V90H149L148 92H150L151 95H150L149 93H145V92H143V94H142V92L140 91L139 87H137ZM146 88H147V89H146ZM76 89H78L79 94H77L78 92H76ZM76 89L73 90L72 86H68V89H67L68 94L71 93L72 98H73V97L76 98V99L74 98L75 102H73V108H72V109L75 110V116H77V118H78L77 122L79 121L78 124H81L80 122H83L81 125H84V122H86L87 125H88L89 120H87L88 122L86 121V119L88 118V115L86 116V114H88V111L91 109V107L88 109V106H89V105H88L86 102H81V98L83 97V95H82L83 92H82L81 89H79V88H76ZM169 89H170V90H169ZM173 89H174V90H173ZM17 91H18V92H17ZM17 91H16V92H17L18 95H17L16 92H15V95H17V96H16V97H17V101H16V97L13 98L15 95L12 97L11 101H12V104H13V101H14V104H15V101H16V104H15L16 106L19 105V104H22L23 106L20 105L21 108H22V110H21L20 108H17V109H15L16 111H15V110H14V111H11V114H10V111H9V112H8V115H9V116L13 114V115H15L14 118L16 117V118H15L16 121H15V119H12L13 117L10 116V117H9V121L11 122L10 119H12V122H14V124L12 123L13 126L16 127V128H14V130H18V129L20 128L19 130H21V131L23 132V137H22V139H21V140H24L23 142L21 141L22 144H23V146L26 147V144L28 145V143H29V141H27L28 143H25L26 139H28V138H29L28 140L31 139V140H30V143H29L30 146L28 145V146H29V147L27 146L28 149L25 148L24 151L27 152V153L29 154V153H31V149H34V150L37 149V150H38V151H36V152H35V151H34V152L32 151V154H29L30 156H28V154L26 153V155L28 156V160H27V161H28V162H30V161L33 162V164H32L31 162H30V163H31L35 168L37 167V168H36L37 171H35L36 169L33 170V171L36 172V173H35V172H34V173H35V174H37V172L40 173V174H37V175H40V176H38V177H41V178H42V177H44L45 172H47V169H49L48 171H51L50 168L53 169V171H51V172H53V173H55L56 171H57L59 174L61 173V174H60L61 177L64 176V175H63V172H64V174H68L69 171H70L71 174H74V173L76 172V173L74 174L75 177L72 176V175L70 174L73 178H72L69 174H68V176L66 175V176H64V177L67 178V177L70 176L69 178H72V179H73V180H72L73 182L78 183V184H77L78 187H77V185L75 186V184H74L72 181L70 182V180H69V182L71 183L70 186H72V188L75 186V187H77L78 189L74 187V188H73V189H74V190H73V194L70 195L69 198H67L68 195L65 197V195H63V193H62V194L57 193V194H58L60 197L63 196V197H61V198H63V199H61V203H62V202H64V203H62V204H61V203H60V204L58 203V205H59L61 208H62L64 205H66V206L68 205L69 207L73 208L72 210H74V206H75V207L77 206V208H75L76 211H72V210H70L71 208L69 209L68 206H67V207L64 206L62 209L64 210L65 213H67V216H68V218H69V220H70V222H71V225H72L71 228L73 227L74 224L77 225L76 228H74V227H75V226H74L72 230H73V233H74V231H75L74 234H75L76 238L78 237V238L76 239L77 242H76V240H75V242L78 243V244L80 245L79 242H82V241L84 240V238H85V235H84V237L82 236L83 234H85V233L82 232V230H83V225L86 226V230H88V231L90 230V228H92L89 232H94V231H96V230H95V229H96V226H98V225H97V224H98V221L101 222V221H102L101 219H103V217L101 218L100 216H99V217H96L97 219L95 218V216H98V215H99L98 211H99V209L101 208V206H100L99 209L97 208V207H99V205L101 204V203L99 202V200H100L99 198H100V197H98V195L96 196V193L94 192L93 188L91 189V187H92V183H91L92 180H90V183L88 184L89 180H88V181L85 180L86 173H84V172H83V173H82V172L80 173V172H79V169H80V168L78 169L77 167H78V163H80V161L78 162V160L75 158V156H74V157L71 156V157L73 158V161L76 160L75 162L72 161V162L75 163V164H72V163H69V161H66L68 164H70V166H69V165H67V163H65V164H61V162L59 163L58 160H55L56 158H55V159L53 158V157H54V155H53L54 152L51 154L52 151L50 150V149H51V146H50V145H52V144H51V142L47 143V142H46V141H47L46 139H47V137L50 136L51 139H52V137H53V138L55 137L54 140L57 138L56 142H58V143H59V141H60V140L58 141L59 138H61V140H62V132H61V131H58V132L61 133V136H58L59 138L57 137V135H56V136H53V135L55 134V133H53L54 129H56L57 127H61V126H62V123H61V121H60V120L62 119V117L60 118L59 116H61V115H58V114L61 112V109L59 108V110H56V112L58 113V114L56 113V115H58V116H56V118L60 119L59 121H60L61 124L59 123L58 119H56V118L54 117L55 120H56V121H55V120L53 119V123H55V124H54L55 126H54V125H52V124H53V123H52V120H50V119H45V117L43 118V115H42V113H43L44 111H47V105H46V103L48 104V100H47V97H48V96H46L44 92L40 91L39 94L37 93L38 95H41V96H39V98H38V95H35L36 93H33V92H32V93H29V92L25 91V94L27 95V96H26V95H23L24 93H23V94H22V92L20 93L19 90H17ZM74 91H75V92H74ZM175 91H177V92H175ZM26 92H27V93H26ZM80 92H81L82 94H80ZM133 92H132V93H133ZM140 92H141V94H140ZM173 92H174V93H173ZM19 93H20V94H19ZM42 93H43V95H42ZM137 93H138V94H137ZM144 93H145V94H144ZM21 94H22L23 96H25V97H24L25 100H24L23 96H22V97L19 96V95H21ZM32 94H33V95H32ZM73 94H74V95H73ZM75 94H77V96H76ZM146 94H147L148 96H147ZM172 94H173V95H172ZM175 94H176L177 97H178L177 99H176V95H175ZM31 95H32V96H31ZM136 95H137V96H136ZM145 95H146V96H145ZM149 95H150V96H149ZM29 96H30V97H29ZM33 96H34V97H33ZM36 96H37V97H36ZM69 96H70V94H69ZM28 97H29V100H28V101L30 102V104L26 101V100L28 99ZM32 97H33V98H32ZM35 97H36V98H35ZM41 97H42V98H41ZM77 97H79V98H77ZM143 97H144V98H143ZM147 97H148V98H147ZM174 97H175V98H174ZM200 97H202V96H200ZM200 97H199V98H200ZM19 98H20V99H19ZM136 98H135V99H136ZM173 98H174L176 101H175ZM180 98H181V99H180ZM206 98H208V97H206ZM206 98H205V99H206ZM13 99H15V100H13ZM35 99H36V100H35ZM38 99H39L41 102H40V101L38 102V101H37ZM41 99H42V100H45V99H46V100H45L46 102H45V101L42 102ZM143 99H146V100H143ZM20 100H21V101H20ZM22 100H23V101H22ZM77 100H79V102H81L80 104H81V105L83 104V106H84L86 109H83L84 107H83V106H80V104H78L79 102H77ZM138 100H135V104H137V102L139 103L140 100H139V101H138ZM148 100H149L151 103H150ZM169 100H170V101H169ZM183 100H184V99H183ZM19 101H20V102H19ZM36 101H37V102H36ZM141 101H140V103L143 104V102H141ZM207 101H208V100H207ZM25 102L27 103V105H26V104H23V103H25ZM70 102H71V101H70ZM172 102H173V103H172ZM38 103H39V104H38ZM41 103H42L43 105H42ZM44 103H45V104H44ZM140 103H139V104H140ZM166 103H165V104H166ZM28 104L30 105V109H29V107H28ZM31 104H32V105H31ZM147 104H146V105H147ZM151 104H152V105H151ZM33 105L36 106L35 108H36V110H37L38 112H36V111H35L36 113L34 112V109H35V108H34ZM44 105H46V108H45V107L42 108V106H44ZM223 105H224V104H222V106H223ZM24 106H27V108L24 107ZM39 106H40V107H39ZM32 107H33V108H32ZM78 107H79V108H78ZM44 108H45V109H44ZM75 108H76V109H75ZM81 108H82V109H81ZM25 109L28 110V112H27ZM31 109H32V110H31ZM78 109H79V110H78ZM17 110H18V111L20 110V111H19L20 113L17 112ZM23 110H24V112L26 111L27 113H26V112H25V113H22ZM74 110H73V112H74ZM83 110H84V111H83ZM86 110H88V111L86 112ZM32 111H33L35 114L39 113V115H42V118H43V119L39 116V120H41V121H38V123H37V121H35V119L37 120V119H38V116H37V118H34L35 114H34ZM90 111H91V110H90ZM84 112H85V113H84ZM232 112H233V111H232ZM14 113H15V114H14ZM17 113H19V114H17ZM30 113H31V115H30ZM48 113H49V112H48ZM50 113H51V112H50ZM16 114H17V115H16ZM23 114H24V115H23ZM25 114H26V115H25ZM27 114L29 115V117H28L29 119H28L27 117L25 118V116H28ZM32 114H33L34 116H33ZM187 114H188V115H187ZM13 115H12V116H13ZM51 115H52V114H51ZM186 115H187V116H186ZM23 116H24V118L26 119L27 124H26L25 120H21V119H24ZM78 116H79V117H78ZM80 116H81V117H80ZM83 116H84V117H83ZM188 116H190V117H189L190 119L188 118ZM31 117H32V118H31ZM86 117H87V118H86ZM228 117H229V116H228ZM230 117H232V116L230 115ZM243 117H244V116H243ZM20 118H21V119H20ZM82 118H83V119H82ZM187 118H188L190 121H188ZM30 119H32L31 121L34 120L33 122L30 121L31 124H30V122H29ZM44 119H45V120H44ZM79 119H80V120H79ZM81 119H82V120H81ZM122 119L125 120V117L123 118V115H122ZM242 119H243V120H242ZM17 120H18V123H17ZM27 120H28V121H27ZM49 120H50V121H49ZM19 121H21L23 124H20V127H19V126L17 127V125H16L15 123H17V124L19 125V123H21V122H19ZM43 121H46V122L44 123ZM48 121H49V122H48ZM186 121H187V122H186ZM242 121H243V123H242ZM34 122H35V123H34ZM39 122H40V123H39ZM42 122H43V125H44V126H45V125H46V126L48 125L49 127H50V124L52 123L51 125H52V127H53V131H52V129H51L52 127L49 128V129H51L50 132H51V134H53V135H49V136H47L48 134H50V132L48 133V132H47L48 129L46 130V128H44V126L41 125ZM56 122L59 123V126L56 124ZM124 122H125V121H124ZM188 122H189V124H188ZM33 123H34V124H33ZM36 123H37V125H36ZM86 123H85L84 126H86ZM28 124H29V125H28ZM32 124H33V125H32ZM23 125H24V126L26 125L27 129H28V128L31 129L30 131H27V129H26V132L31 133V135L34 133L35 136H34V135H32V136L30 135V136H31V137H30L29 134L25 132V130L23 131V129L26 128V127H24ZM31 125H32V127H33V126H34V127H37V129H35L34 127L32 128ZM40 125H41V126H40ZM56 125H57V127H56ZM183 125H184V126H183ZM242 125H243V126H242ZM38 126H39V127H38ZM179 126H180V127H179ZM192 126H193V127H192ZM23 127H24V128H23ZM30 127H31V128H30ZM42 127H43V128H42ZM54 127H56V128H54ZM178 127H179V128H178ZM181 127H182V128H181ZM185 127H188V128H185ZM239 127H241V128H239ZM243 127H244V129H243ZM17 128H18V129H17ZM22 128H23V129H22ZM40 128H41V129H40ZM176 128H178V129H176ZM180 128H181L182 130H181ZM191 128H192L193 130H196V131H193ZM197 128H198V127H197ZM214 128H215V129H214ZM29 129H28V130H29ZM32 129H33V131H32ZM42 129H43V130H42ZM148 129H149V128H148ZM179 129H180V130H179ZM34 130H35V131L38 130V131H41V132L43 131V132H42V135H38V134H41V132L38 133L37 131L35 132ZM151 130H152V129H151ZM151 130H149V131H151ZM176 130H178V131H176ZM189 130H190V132H193V135H192V133H190L191 135L189 136ZM241 130H242V131H241ZM44 131H46L48 134H47V133H44ZM198 131H199V132H198ZM213 131H215V133H214ZM245 131H246L247 135L245 134ZM58 132H56V134H57ZM63 132H64V131H63ZM128 132H129V134L131 133L130 130H129ZM128 132H127V133H128ZM179 132H180L181 134H180ZM195 132H197V133H195ZM25 133H26V134H25ZM60 133H58V134H60ZM92 133H93V131H92ZM178 133H179V135H178ZM187 133H188V135H186ZM194 133H195L197 136H196ZM212 133H213L215 136H214ZM36 134H37V135H36ZM46 134H47V135H46ZM93 134H94V133H93ZM176 134H177V135H176ZM182 134H184V136H183ZM198 134H199V135H198ZM202 134H203V137H202ZM24 135H27L28 137H27V136L24 137ZM63 135H65V134L63 133ZM100 135H101V136H100ZM171 135H172V134H171ZM171 135H170V136H171ZM180 135H182V136H180ZM185 135H186V136H185ZM204 135H205L206 138L204 137ZM210 135H211V136H210ZM245 135L248 136V138H247ZM33 136H34L35 138H37V137L40 136L41 138L39 137V139H34ZM45 136H46V137H45ZM99 136H100V137H99ZM114 136H115L116 138L119 139V138H120V137H119V131H118V133L116 132V133L114 134ZM188 136H189V137H188ZM220 136H223V140H224V142H222L223 140H221L222 137H220ZM243 136H245V137H243ZM32 137H33V141H32ZM42 137H44V138H42ZM63 137H66V136H63ZM176 137H177L178 139H177ZM182 137H184V138H182ZM200 137H201L203 140H202ZM209 137H210V138L213 137V138L210 139ZM242 137H243L244 140H240V138L242 139ZM95 138H96L98 141H97ZM98 138H100L102 141H101L100 139H98ZM102 138L104 139L105 137H102V133H99V134L97 135V137H94V139H95L96 141L94 140L95 142H94V141H93L94 143L92 142L94 148H93L92 145L89 144V147L91 146L93 149L90 147L92 151L90 150V151H91V152L89 153L90 155H88L87 157L90 156L91 159L93 158V161H94V158H95V157H96L95 160H102V161H104V162L107 160L106 158H108V160L115 159V155H116V153L114 152L115 150H111V153H110V152H109L110 149H109V147H108L107 144L110 143L109 146L111 145V147H112L113 141H115L116 138L113 139V138L111 137L110 140H109V138H106V139H104V140H103ZM207 138L210 139V140H208ZM224 138H225V139H224ZM245 138H246V139H245ZM41 139H43V141H42ZM44 139H45V140H44ZM48 139H49V138H48ZM128 139L130 140L129 137L126 138V139L123 138V140L121 139V140H120L121 144L123 145V143H124V147H125V148H126V147H127V148H131L130 153L132 152V153H131L132 156H133V155H139V154H137V151H138L137 149H138V148H141V147H137L136 145H134L135 147L133 146L134 148H132V145H131V144H135V143H132V142H131V144L128 143ZM206 139H207L208 143L206 142ZM226 139H227V140H226ZM233 139H234V140H233ZM247 139H250V140H249L250 142L247 141ZM36 140H37V141H36ZM38 140H41V142L38 141ZM169 140H170L171 142H169ZM204 140H205V141H204ZM225 140L227 141V143H228V142H229V143L227 144ZM245 140H246L247 142H245ZM106 141H109V143L106 142ZM210 141H213V142H210ZM240 141H241V142L243 141V142L241 143ZM21 142H20V143H21ZM42 142H43V143H42ZM45 142H46L47 144H46ZM38 143H42L43 145L40 144L41 147H39L40 145H37ZM90 143H91V142H90ZM221 143H225L224 145H225L226 148H225V147L223 146V144H221ZM244 143H245V144H244ZM248 143H249V144H248ZM250 143H251V145H250ZM22 144H21V145H22ZM35 144H36V145H35ZM48 144H49V146H48ZM95 144H96V145H95ZM165 144H167V145H165ZM210 144H211V145H210ZM226 144H227V146H226ZM234 144H235V145H234ZM242 144H244V145H242ZM32 145H33V147H32ZM44 145H45V146H44ZM105 145H107L108 150H107V148H106ZM149 145L151 146L150 142L147 143V144H146L147 147L145 146V148H144V149H147V150L144 152V157H145V155L148 156V158L145 157V159H151V158H149V157H151V156H153L152 158H157L156 153L153 152V153H154V154H153V153H151V151H150V148H151L152 151H153L154 148H153V147H150ZM176 145H177V146H176ZM200 145H201V146H200ZM230 145H229V147H230ZM253 145H254V144H253ZM23 146H22V147H23ZM34 146H36V148H34ZM42 146H43V147H47V148H43ZM52 146H53V145H52ZM57 146H58V145H57ZM247 146H245V148H246ZM95 147H96V148H95ZM171 147H172V148H171ZM207 147H208L209 149H208ZM210 147H211V148H210ZM236 147H238V148H236ZM242 147H241V148H242ZM30 148H31V149H30ZM41 148H42L44 151L47 149L50 153H48V152H46V151H45V152L42 151ZM127 148H126V149H127ZM205 148H206V149H205ZM230 148H231V151H230V149L228 148V150H229L228 152H231V153H227V154H226V153L224 152V154L226 155V157H227V158L229 157V159H227V163H228V160H229V162H230L229 164H227V163L225 162L224 167L227 165L225 168H228V170L232 167V168H231L232 170L230 169V170H231V173H232V172H233V169H235L237 166H238V168H239V163H238V164L236 163V160H235L236 158H235V157H237V156L234 155V154H235L234 151H233L234 149H233L232 147H230ZM241 148H240V149H241ZM245 148L243 147V149H241V150H245V151H242V152L240 151V153H238V154L240 155L241 153H242V154L245 153V152H246V149H245ZM250 148L247 149V150H248V152H249V150H250V153L253 154V152L255 151V147L252 149L253 151H251ZM23 149H24V147H23ZM26 149H27V151H26ZM112 149H113V148H112ZM132 149L134 150V152L132 151ZM135 149L137 150L136 152H135ZM148 149H149V150H148ZM177 149H178V150H177ZM197 149H198V150H197ZM232 149H233V150H232ZM236 149H237V150H236ZM128 150H130V149H128ZM209 150H210V152H209ZM29 151H30V152H29ZM41 151H42L43 153H41ZM147 151H148V152H147ZM37 152H40L41 154H40V153L37 154ZM146 152H147L148 154H145ZM184 152H185V153H184ZM205 152H206V153H205ZM212 152H213V151H212ZM232 152H233L234 154H233ZM91 153H92V155H91ZM208 153H209V154H208ZM42 154H43V155H42ZM44 154H45V156H44ZM46 154H50L51 157L48 156V155H46ZM114 154H115V155H114ZM179 154H180V155H179ZM228 154H229V155H228ZM236 154H237V153H236ZM36 155H38V156H36ZM52 155H53V156H52ZM72 155H73V153H72ZM96 155L99 157V159H97L98 157H97ZM100 155H101V156H100ZM113 155H114V156H113ZM155 155H156V156H155ZM176 155H177V156H176ZM232 155H233L234 157H233V159H232V161H231L230 157H232ZM27 156H26V157H27ZM31 156H33V157L35 156V157L33 158V157H31ZM46 156H48V157H46ZM154 156H155V157H154ZM180 156H181V157H180ZM198 156H199V157H198ZM201 156H202V157H201ZM242 156H243V157H242ZM242 156H241V155L239 156V157H241V158L244 159V160L241 159L242 161H245V160L248 161V158H247L246 156H244V154H243ZM29 157H30V158H29ZM36 157H38L39 159L36 158ZM41 157H42V158H41ZM49 157H50L51 159H53V160H51ZM193 157H194V158H193ZM244 157H245L246 159H245ZM252 157H253V155H252ZM35 158L38 159V160H39L38 163H41V164H36V163H37L36 161H38V160H36ZM40 158H41V159H40ZM43 158H44V159H47V161H48V160L53 161V162H49V161H48V163H47V161L45 162L46 164L51 165V167L48 166V165H45V166H48L49 168H48V167H45V166L42 164V162H40L41 160L43 161ZM100 158H101V159H100ZM201 158H202V159H201ZM206 158H207V159H206ZM253 158H255V157H253ZM26 159H27V158H26ZM32 159H33V161H32ZM203 159H204V160H203ZM205 159H206V160H205ZM251 159H252V158H251ZM255 159H256V158H255ZM255 159H252V160H255ZM35 160H36V161H35ZM179 160H180V161H179ZM184 160H185V161H184ZM233 160L235 161L236 164L233 162ZM93 161H92V162H93ZM205 161H206V162H205ZM246 161H245V162H246ZM35 162H36V163H35ZM34 163H35V165H34ZM51 163H53V164H51ZM58 163H59V165H58ZM76 163H77V164H76ZM93 163H94V162H93ZM232 163H233V164H232ZM106 164H107V163H104V165L106 166V169H105V170H107L106 172L109 171L108 173H113V171H114L113 169H117V167H118L117 165H115V166H116V168H115L114 165H113V167H112V165H110V164H109V165H106ZM230 164H231V165H230ZM234 164H235V165H234ZM40 165H41V166H40ZM56 165H57V167H56ZM63 165H64V166H69L70 169H71V167H72V169H73V168H74V169H73V170L71 169V170H72V171H71V170H70L69 168H67V167L64 168ZM71 165H73V166L75 165L76 167H75V166L73 167V166H71ZM210 165H212V166H210ZM228 165H229L230 168L228 167ZM232 165H233V166H232ZM242 165H243V164H241V167H242V169H244V168H243L244 165H243V166H242ZM33 166H32V168H34ZM38 166H40L41 168L39 167V168H40V169H39ZM52 166H53V167H52ZM61 166H62V168H60ZM80 166H81V164H80ZM109 166H110L111 168H109ZM165 166H166V165H164V167H165ZM235 166H236V167H235ZM42 167H44L45 169L43 170ZM58 167L60 168V171H58V170H59ZM164 167H163L162 169H164ZM167 167H168V168H167ZM167 167H166V168H167L168 171H169V169H170V165L167 166ZM233 167H235V168H233ZM54 168H55V169H54ZM75 168H76V170H75ZM104 168H105V167H104ZM166 168L164 169L163 172H164V174L166 173V175H167V174H169V173L171 172V170H170L169 173H168V171L166 172V170H167ZM202 168H203V167H202ZM214 168H215V167H214ZM41 169H42V170H41ZM57 169H58V170H57ZM67 169H69V170H67ZM210 169H211V173H209V170H210ZM236 169H237V168H236ZM236 169H235V170H236ZM55 170H56V171H55ZM62 170H63V171H62ZM65 170H67L66 173H65ZM44 171H45V172H44ZM61 171H62V172H61ZM74 171H75V172H74ZM110 171H111V172H110ZM172 171H173V170H172ZM42 172H43L44 174H43ZM57 172H56V175H57ZM67 172H68V173H67ZM99 172H100V173H99ZM205 172H206V173H205ZM41 173H42V175H41ZM79 173H80V174H79ZM233 173H234V172H233ZM78 174H79V175H78ZM83 174H84V175H83ZM95 174H96V175L93 174L94 177L97 176V174H98V176H97L96 178L103 176V175H100V174H101V171H100V170H98V172L95 173ZM171 174H172V175H173V174H174V175L176 174V175H175L176 177L178 176V174L175 173V171H174L173 173L171 172V173L168 175V177H166V178L169 179L171 182H173V184L171 185V187L174 185V183L176 184V183L178 182L176 185H174V186L172 187L173 190H174V188H175L176 191H177L178 188H177L176 186H178V184H179V182H180V181H179V178H178V181H177V180H176V177L174 176L175 179H174V177L172 178V175H171ZM200 174H201V176H200ZM208 174H209V175H208ZM211 174H213V177H212V178L210 177ZM27 175L30 176L29 174L26 173V176H27ZM56 175L54 176V178H55L54 180H58V179L60 180L61 177H58V176L56 177ZM76 175H78V176H76ZM93 175H92V176H93ZM170 175H171V178H172V179H170V177H169ZM207 175H208V176H207ZM214 175H215V176H214ZM31 176H32V175H31ZM31 176H30L28 179H30ZM80 176H81V179L79 178ZM84 176H85V177H84ZM211 176H212V175H211ZM216 176H218V178H217ZM231 176H232V175H231ZM82 177H83V178H82ZM233 177H234V179H235V177H237L236 174H235V176H233ZM57 178H58V179H57ZM69 178H68V179H69ZM76 178L79 179V181H78V180L76 181ZM35 179H36V178H35ZM35 179H34L33 176H32V178H31L30 180H32L33 183H35ZM42 179H43V178H42ZM74 179H75V180H74ZM173 179L176 180V181H174ZM201 179H204L206 183H205L204 181H202ZM220 179H221V180H220ZM232 179H233V178H232ZM59 180H58V181H59ZM62 180H63V179H62ZM82 180H83V181H82ZM207 180H208V181H207ZM219 180L222 181V182L225 181V183L227 182V183H226L227 185H226L224 182H223V183L220 182ZM45 181H46V183H47V180H44V182L42 181V182H43V188H44V186H45V188H47V189L49 188V189H50V185L48 184L49 182L46 184ZM233 181H234V180H233ZM55 182H56V181H55ZM83 182H84V184H83ZM86 182H87L88 186H87V184H85ZM182 182H183V183H180V184H182V185H183L184 183H186V181H185V182L182 181ZM236 182H237V184H238V178L235 179V182H234V183H235V188L238 187V189H240L241 184H240V185H236ZM72 184H74V185H72ZM35 185H36V184H33L32 189H37V190H38V188H37L38 185H37V186H35ZM47 185H48V187H47ZM79 185H80V190H81V188H82V189L86 192V194H85V192H84L83 190H81L82 195L84 196V194H85L86 197H85V196H84V197L82 196V198H81V194H79V193H80V192H79ZM81 185H82V186L84 185V187H82ZM85 185H86L87 187H86ZM197 185H198V184H197ZM203 185H204V186H203ZM205 185H206V186H205ZM198 186H199V185H198ZM219 186H220V187H219ZM239 186H240V187H239ZM41 187H42V186H41ZM178 187H179V186H178ZM260 187H262V188L260 189ZM43 188H42V189H43ZM45 188H44V189H45ZM221 188H222V189H221ZM235 188H234V189H235ZM42 189H41V190H42ZM44 189H43V190H44ZM49 189L46 190V191L48 192ZM89 189H90V190H89ZM43 190H42V191H43ZM50 190H51V189H50ZM76 190H78V191L76 192ZM91 190H93V192H92ZM261 190H262V192H260ZM51 191H53V192H51ZM51 191H49V194H48V195L51 194L52 197H51V195H50V197L53 198L56 202H59L60 200H58V199H60V198L58 197V199H57V197H55V196H58L57 194H55L57 191L55 190L56 192H54L53 189H52ZM82 191H83L84 193H83ZM90 191H91V193H92L93 196L89 193ZM223 191H224V192H223ZM87 192H88L89 194H88ZM203 192H204V193H203ZM45 193H46V192H44V195H42L43 197H45V195H46ZM74 193H75V194H74ZM76 193H78L79 196H76V195H77ZM205 193H206V196H205ZM256 193H257V194H256ZM87 194L90 195V200H89V198L87 199ZM209 194H210V195H209ZM255 194H256V196H254ZM54 195H55V196H54ZM179 195H180V194H179ZM179 195H178V196H179ZM207 195H208V196H207ZM257 195L259 196V198H258ZM73 196H74V197H73ZM243 196H244V197H243ZM253 196H254V197H253ZM31 197H32V198H31ZM64 197H65V198H64ZM71 197H73V198H71ZM92 197H93V199H92ZM95 197H98L99 200H98L97 198H95ZM179 197H181V198H179V200H180L181 202H183V201H184V198L182 199V195L179 196ZM183 197H185V201H186L185 203H186V204H187L188 201H189L188 203L191 202V203L188 205V207H187V205L184 206V207H186L185 209L190 208V209H187V210H189V212L186 211V213H187V214H188V213H190V214L193 213V214H194V215H190V214H189L190 216H192L191 218H193V219L188 218L189 215L186 216V218H188L189 220L191 219L192 222H193V220H194V216L196 215L195 218L200 219V221H199V220L196 221V219L194 220V222L196 223L195 227H196V229H197V228H198V225H199V228H198V229H199V231L202 233V226L200 227V224H201L202 222H203V225H204V223H207L208 217H207V218L204 217V216H207V215H204V214H203V215H204V216H203V215L201 214L202 217L204 218V221H203V219H202V221H201V218H202V217H201V216H200L199 218L197 217V216H199L200 214L198 215V214H196V212L194 213L195 208H194V207H191V206H192L191 204H192V201H193V200H191V199L188 200V201L186 200V199L191 198V197L188 196V198H186L185 195H184ZM225 197H226V198H225ZM242 197H243V198H242ZM250 197H253V199L251 198V200H253V201H252V203L249 205V202H251V200H249ZM255 197H257V199H256ZM260 197H261V199H260ZM28 198H30V199H29V202H31V204L33 203V204L31 205L32 208H38V207H34L35 205H37V204H36V201H34V200H35L34 196H30V197H28ZM46 198H49V197L46 196ZM70 198H71L72 200L75 199V198H77V199H80V198H81V199L83 200V201H82L83 203H82V202H81V204L79 203L80 205L76 203V204L74 205V203H71L72 200H71V201H70V200L68 201V199H70ZM84 198H86V199H84ZM94 198H95V201H96L99 205L94 201ZM208 198H209V199H208ZM199 199H200V198H199ZM242 199H245V200H248V201L246 202L245 200L243 201ZM63 200H65V201H63ZM66 200H67V201H66ZM91 200H92V201H91ZM170 200H171V199H170ZM172 200H174V202H173V201H170V202H169V201H167V200L164 201V203L167 204V206H166L167 208L173 206V207H171V208H169V209H172V208H173L172 210H174V209L177 207L176 209L180 208V209H178V210H183V211L185 210L184 207H178V205L176 206V203L179 204L180 201H179V202H176L177 199L175 200L174 198H173ZM182 200H183V201H182ZM256 200H257L258 202H257ZM32 201H33V202H32ZM86 201H87V202H86ZM88 201L93 202V203L90 202V203H91V207H93V209H96L97 211H95V210H94V211L97 212L98 214L94 212L95 214L93 213L92 216L89 215L91 218L87 215L86 217H87V218L89 217V218H88V219H85V218H84V219H85V220H88V222L85 221L86 223L83 222V225H82V224H79V223H81L80 218H81V216H82V210L84 209L85 205H86V207H87V203H88ZM196 201H197V200H196ZM241 201H243V202H242L243 204L248 203L249 206H248V205H247V206H246V205H241V203H240ZM254 201H255V204L257 203V204L255 205V206H257V207L251 206V205H254ZM65 202H66V204H65ZM68 202H70L72 206L69 205L70 203L68 204ZM85 202H86V204H85ZM94 202H95V204H97V207H96V205L94 204ZM172 202H173V203H172ZM175 202H176V203H175ZM193 202H194V201H193ZM207 202H208L209 204H208ZM227 202H228V203H227ZM168 203H169V204H168ZM196 203L194 202L195 205H196ZM206 203H207V204H206ZM173 204L175 205V207H174ZM183 204H184V202H183ZM183 204H182V205H183ZM221 204H222V205H221ZM73 205H74V206H73ZM78 205H79L81 208H80ZM88 205H90V204L88 203ZM92 205H93V206H92ZM180 205H181V204H180ZM180 205H179V206H180ZM182 205H181V206H182ZM195 205H194V206H195ZM202 205H203V206H202ZM259 205H260L259 213L257 212V215H256V213H255V215L252 214V217H250V216H251V213H249L250 215H248V212L253 211L252 213H254V212L258 211V209H256V208H258ZM94 206H95V207H94ZM189 206H190V207H189ZM200 206H201L202 208L204 207V209L199 208ZM250 206H251V207H250ZM86 207H85V208H86ZM243 207H244V208H245V207H247V208L249 207V209L246 208V210L244 211V210H242ZM65 208H66V209H65ZM67 208H68L70 211H69ZM78 208L80 209V211H79ZM250 208H252V209L250 210ZM77 209H78V210H77ZM191 209H193L194 211H191ZM254 209H255V211H254ZM67 210H68V211H67ZM247 210H248V211H247ZM249 210H250V211H249ZM71 211H72V212H71ZM183 211H182V212H183ZM40 212H41V211H40ZM68 212H69V213H68ZM73 212H74V213L78 212V213H77L78 215H77V214L74 215ZM80 212H81V213H80ZM182 212H180V213L182 214ZM199 212H197V213H199ZM71 213H72L73 215H72ZM183 213L185 214V211H184ZM217 213H219V214H217ZM79 214H80V215H79ZM104 214H105V213H104ZM43 215H44V214H43ZM93 215H95V216H93ZM105 215H106V218H107V217H108V218L106 219L105 216H104V219H105V220H108V219H109L108 222H110V220H111L112 217L114 218L113 215H112V217H110V218H109L110 215H109V216H108L107 214H105ZM162 215H163V214H161V216H160V215L158 214V216H160L159 220H158V218H157L158 216H156V219H157L158 222H159V221L161 222L160 219H163V221H164L165 216H162ZM185 215H186V214H185ZM222 215H224V216H222ZM253 215H254V216H257V217H253ZM262 215H263V214H262ZM74 216H75V218H76V216L79 217V219H78L79 222H78L77 224L74 223V221H75V220L78 221V220L72 218V217H74ZM221 216H222V218H220ZM7 217H9V216H5L4 218H6V219L3 218V222L0 223V225H1V226H0V228H1V229H0V238H1L3 241L5 240V242H3V241L0 239V240L4 243V246H2V244H3V243H2V244H1V247H2V248H3V247L5 248V246H6L5 249H11V248L13 247V250H14V249L16 250V247H17V248H20L19 246H21V244H18L19 246L15 244V240H17L16 237H18V236H15L16 233L14 234L13 231H17L16 229L14 230V226H15V228H16V225H15V223H13V221H12L13 219H12L11 217H9V219H8ZM43 217H44L45 220H47V216H46V215L42 216V218H43ZM92 217H93V218H92ZM162 217H164V218H162ZM94 218L96 219V221H97L98 219H99V220L96 222V221L94 220ZM226 218H227V219H226ZM230 218H231V220H230ZM7 219L10 220V223H9L10 229L8 228L9 226H8V224L6 223V222H7ZM104 219H103V221H104ZM205 219H206V220H205ZM225 219H226L227 221H225ZM92 220H93V221H92ZM114 220H115V219L111 220V222H113ZM191 220H190V222H191ZM247 220H248V223H247ZM4 221H5V223H4ZM76 221H75V222H76ZM82 221H83V220H82ZM90 221H91V223H90ZM94 221H95V222H94ZM103 221H102V222H103ZM163 221H162V222H163ZM208 221H209V220H208ZM105 222H106V221H105ZM105 222H104V223H105ZM108 222H106L107 225H108ZM111 222H110V223H111ZM192 222H191V223H192ZM194 222H193L192 224H195ZM200 222H201V223H200ZM209 222H210V221H209ZM209 222H208L207 224H209V225L211 226V223H209ZM218 222H219V223H218ZM227 222H228V223H227ZM232 222H233V223H232ZM249 222H250V223H249ZM92 223H93V225H92ZM2 224H4V225L2 226ZM78 224H79V225H78ZM94 224H95V225H94ZM197 224H198V225H197ZM207 224L205 225V227L207 226ZM249 224H250V226H248ZM251 224H252V225H251ZM13 225H14V226H13ZM90 225H91V226H90ZM201 225H202V224H201ZM225 225H226V226H225ZM7 226H8V227H7ZM78 226H79V227H78ZM218 226H219V227H218ZM254 226H256V227H258V228H259V227L261 228L260 233H258V232H259V231H258V228L254 227ZM2 227H3L4 229H3ZM5 227L8 228L10 231L7 230ZM81 227H82V228H81ZM89 227H90V228H89ZM93 227H94V228H93ZM232 227H234V228H232ZM253 227H254V228H253ZM12 228H13V229H12ZM203 228H204V226H203ZM235 228H236V229H235ZM255 228H256V229H255ZM260 228H259V229H260ZM2 229H3V231H2ZM76 229H77L78 232L76 231ZM81 229H82V230H81ZM198 229H197V230H198ZM233 229H234V230H233ZM254 229H255V231H254ZM4 230H5V231H4ZM11 230H12V231H11ZM92 230H94V231H92ZM1 231H2V232H1ZM7 231H9L8 234L10 233V234H12V235L14 236V238H11L12 241H14V243H11L10 238H7V237H6L5 234L7 233ZM80 231H81V232H80ZM224 231H225V232H224ZM235 231H236V232H235ZM3 232H4V234H3ZM11 232H12V233H11ZM17 232H18V231H17ZM76 232H77V233H76ZM238 232H239V233H238ZM254 232H255V233H254ZM256 232H257L258 234H257ZM82 233H83V234H82ZM232 233H233V234H232ZM235 233H236V234H235ZM237 233H238V234H237ZM25 234H26V233H25ZM78 234H79V236H78ZM81 234H82V235H81ZM234 234H235V236H234ZM254 234H255L256 236H255ZM16 235H17V234H16ZM229 235H230V236H229ZM241 235H242V236H241ZM259 235H260V236H259ZM1 236H2L3 238H2ZM80 236H81V237H80ZM236 236H237V237H236ZM261 236H262V237H261ZM79 237H80V239H79ZM82 237H83V238H82ZM260 237L262 238V240L259 239ZM4 238H5V239H4ZM81 238H82V239H81ZM219 238H220V239H219ZM7 239H8L9 241H8ZM18 239H19V238H18ZM78 240H79V241H78ZM88 240L90 241V239L84 240V241L81 243V245L83 246V248H82L81 245H80V246H81L80 248L82 249V251H83V249L85 250V251H83V252H84V253L86 252L85 254H86L87 256H88V254H90L91 252H93V253H91L90 256L93 255V254L95 253V254L93 255L94 257L92 256L93 258L88 256V257L90 258V261L92 262V264H98V262H99V264L103 263V262H102V260H103V259H102L103 254L101 253L102 251L108 253V255H107L108 258H109L108 260H110L111 264H115L114 262H116V264H118V263H119V264H122L123 262H126V260H128V259H126V258L123 259V258H121V257H118V255L116 254L115 249H114V248H113L114 250L111 249L113 246L110 247V246H109V245H110L109 243H106V244L103 243L104 246H102L100 249L98 248L101 252H98V251H96L95 249H91V248H90V247H92V246H90V245H91V242H89V244L87 243ZM217 241H216V242H217ZM232 241H233V242H232ZM18 242L21 243L20 240H19V241H16V243H18ZM84 242H85V243H84ZM222 242H224V240H222ZM222 242L220 241L221 244H223ZM6 243H7V245H6ZM10 243L13 244L14 246L11 245V247H9L8 245H9ZM114 243H117V244H115V247H116V245H118V244H119V247H120V243H118V242H116V241H115ZM84 245H86V246L89 245L90 247H89V246L86 247V246H84ZM7 246H8V247H7ZM15 246H16V247H15ZM124 246H125V245H124ZM223 246H224V245H223ZM254 246H256V247L254 248ZM88 247L91 249L90 251H89V248H88ZM119 247H116V248L118 249ZM228 247H229L230 249H229ZM242 247H243V248H242ZM109 248H110V249H109ZM240 248H241V249H240ZM256 248H257V249H256ZM260 248L263 250V251H262L263 253L261 252V249H260ZM20 249H21V248H20ZM87 249H88V250H87ZM98 249H97V250H98ZM105 249H106V250H105ZM108 249H109V250H108ZM117 249H116V250H117ZM13 250L11 249V251L14 253V255L18 256L17 254H19V253H18L19 250L17 251V253H15L16 251H13ZM93 250H95V251H93ZM230 250H231V251H230ZM257 250H258V251H257ZM259 250H260V251H259ZM87 251L89 252L88 254H87ZM113 251H115V252H113ZM97 252H98L99 254H101L102 256H101V255L99 256V254H98V256H97V255H96ZM23 253H24V251H23ZM23 253H21V254L24 255V256H22V255L20 254V255L22 256V258H21V259H22V264H25V262H27V261H29V260H30V261L33 260L34 263L32 262V264H35V263H36V261H37V258H36L37 256H36V255H37V254L34 256L33 254H35V253H33V254H32V253H30V254L25 253L26 255L23 254ZM230 253H231V254H230ZM259 253H260V254H259ZM109 254H110V256H109ZM232 254H233V255H232ZM29 255L32 256L33 258L30 257ZM95 255L97 256L96 259H94V258L96 257ZM230 255H231V256H230ZM16 256H15V257H16ZM232 256H233V257H232ZM25 257H26V258H25ZM27 257H28V258H27ZM29 257H30V258H29ZM98 257H99L100 260L98 259ZM179 257H180V256H179ZM31 258H32V259H31ZM112 258H113V259H112ZM119 258H120V259H119ZM180 258H181V257H180ZM230 258H231V259H230ZM24 259H26L27 261H24ZM28 259H29V260H28ZM93 259L95 260V262H94ZM97 259H98V262L96 263ZM101 259H102V260H101ZM262 259H263V260H262ZM35 260H36V261H35ZM92 260H93V261H92ZM111 260H112V261H111ZM234 260H235V261H234ZM238 260H239V261H238ZM23 261H24V262H23ZM30 261H29V262H30ZM100 261H101V262H100ZM105 261H106V260H105ZM118 261H119V262H118ZM183 261L185 262V264H188L187 261H185V260H183ZM247 261H248L249 263H248ZM257 261H260V262H257ZM117 262H118V263H117ZM120 262H121V263H120ZM227 262H228V263H227ZM237 262H238V263H237ZM256 262H257V263H256ZM26 264H27V263H26ZM28 264H31V262L28 263ZM103 264H104V263H103ZM107 264H109V263H107ZM177 264H178V263H177Z\"/></svg>",
    "mask_w": 264,
    "mask_h": 264
}]
</instances>
